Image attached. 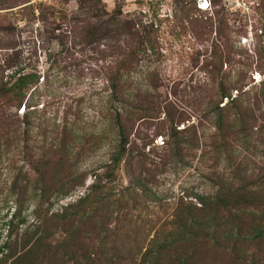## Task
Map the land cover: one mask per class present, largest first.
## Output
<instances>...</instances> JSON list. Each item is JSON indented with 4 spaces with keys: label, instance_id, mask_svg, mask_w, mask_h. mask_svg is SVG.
<instances>
[{
    "label": "rangeland",
    "instance_id": "1",
    "mask_svg": "<svg viewBox=\"0 0 264 264\" xmlns=\"http://www.w3.org/2000/svg\"><path fill=\"white\" fill-rule=\"evenodd\" d=\"M204 5L207 7L200 8ZM117 7L123 17L141 19L154 48L141 53L137 65L124 73L121 81L129 109H150L134 122L130 132V140L144 146L148 163L141 177L146 187L127 197L126 216L120 223L110 224L111 242L116 237L115 244L120 248L124 244L122 264H134L129 263L131 256L140 259L134 239L144 246L152 236L163 239L178 224L182 208H188L186 215L192 205L200 206L197 195H210L232 178L257 181L258 173L264 170V131L261 135L247 131L246 137L226 132L227 150L217 149L213 116L206 114L208 103L216 97L214 80L220 75L226 83L238 82L231 97L242 95L251 106L257 105L256 95L264 79V0H0V63L6 55L17 53L20 65H28L39 74L37 87L28 94L36 104L28 130L20 123L23 105L18 117L4 109L8 119L0 118V243L6 234L4 222L17 210L19 201H23L22 215L28 219L22 228L32 222L36 199L30 164L58 139L63 122L73 126L82 143L93 141L86 140L89 134H103L104 138L95 151L79 153L77 169L87 173L85 185L64 198L52 197L49 213L82 196L94 181L93 173L103 169L100 165L113 151L109 117L120 104L110 97L106 73L115 58L108 54V43L84 45L79 28L82 22L75 19L87 20L92 13L104 11L109 16ZM227 50L232 61L224 62L221 74L215 76L213 54ZM12 71L10 68L8 73ZM165 106L171 112L177 110L176 115L183 112L185 120L177 129H185V137L199 139L198 146L184 150L181 159L168 154ZM78 143L72 142L76 153L78 145L81 147ZM251 173L255 176L250 181ZM15 177L25 191L21 196L19 188H14ZM130 179L122 162L115 180L109 183L112 198L125 193ZM244 210L242 225L249 223V213ZM218 215L226 217L228 212ZM97 231L89 228L84 232L94 236L95 260L106 249L100 246ZM252 241L239 239L242 251L236 252L224 242L197 244L193 249L198 248L203 258L192 264H252L244 257L255 249ZM235 255L239 257L234 259Z\"/></svg>",
    "mask_w": 264,
    "mask_h": 264
},
{
    "label": "trees",
    "instance_id": "2",
    "mask_svg": "<svg viewBox=\"0 0 264 264\" xmlns=\"http://www.w3.org/2000/svg\"><path fill=\"white\" fill-rule=\"evenodd\" d=\"M89 1L100 2V0ZM118 8H115L109 16L104 11L101 14L92 13L87 20L75 19L82 22L79 28L83 32L81 38L84 45L108 43L107 45H110L108 54L115 58L113 66L106 73V80L111 89L110 97L120 104V107L109 117L115 141L113 151L109 159L100 165L103 169L93 173L94 181L86 186L87 189L82 196L62 206L60 211L49 213L53 205V200H50L52 197L64 198L78 187L85 185L87 173L79 172L77 169V164L81 160L79 153H82V150L95 151L104 138L103 134H89L86 140L93 141L82 143V139L78 141V137L76 138L73 126L63 122L60 125L58 139L53 140L43 156L30 164L34 173L31 181L36 199L32 222L22 228L28 221L27 216L22 215L23 201L17 203V210L4 222L6 234L4 241L0 243V264H122L123 262L124 244L121 248L115 244V241L117 242L115 235H113L115 237L113 243L111 242L110 224L122 221L120 218L126 216L127 197L145 186L141 173L148 163L146 153L144 146L130 140V132L134 122L145 117L150 109L146 111V108L141 106L129 109L127 106L129 97H125L122 93L121 81L124 73L137 65L139 55L149 47L154 48L149 31L146 30L141 19L137 21L127 15L123 17L121 8ZM99 10L100 8L97 9ZM112 43L118 45L112 46ZM16 54L6 55L0 63V118L8 119L4 109H10L12 111L10 115L18 117L17 111L23 105L24 114L20 123L25 124L28 130L32 123V114L36 112L34 107L36 104H33L28 94L37 87L39 74L37 70L29 69L28 65H20L21 62ZM230 54L228 50L213 54L215 76L221 74L224 62L232 61ZM10 68H13V71L8 73ZM214 81L216 97L208 103L206 114L213 116L215 134L219 140L216 148L227 150L226 132L246 137L247 131L254 130L253 133L261 135L264 131V79L256 95L255 107L251 106L250 101H245L242 95L231 97V91L237 90V81L226 83L221 75ZM175 111L177 110L171 112L170 108L164 107L167 148L170 158L174 156L181 159L184 157V150L188 151L198 146L199 139L197 136L185 137L186 130L177 129L185 119L181 117L182 111L177 115ZM256 111L259 113L256 114ZM72 142L81 144V147L78 145V153L73 151ZM122 162L131 176L130 183L121 197L112 198L113 187H110L109 183L115 180ZM258 174L257 181H251L255 176V173H251L248 175L250 183L232 178L220 184L210 195H197L200 206L192 205V211L188 210L186 215H184L185 210L188 208H182L179 212L178 224L168 231L163 239L158 235L152 236L146 246L143 242L134 239L136 241L134 249L140 254V261H136L137 259L130 255L129 263L192 264L193 260L203 258L200 253L198 254V248L193 249L197 244L224 242L236 252V250L242 251L239 239H253L255 243L253 241L251 243L255 249L245 254V260L252 264H264V170ZM16 179L17 177L13 182L14 188H19L20 192L17 193L21 196L25 191L23 186L16 183L18 181ZM244 208L249 213V223L242 225ZM197 210L201 211V214ZM221 211L228 212V215L219 216ZM125 226L126 224L121 227ZM96 227H99V231ZM20 228L23 230L20 231ZM89 228L97 231L95 236H101L100 246L106 248L97 260L93 258L96 255V244L92 243L94 236L89 232L84 233ZM245 230L249 233L246 234ZM56 234H60L61 238H56ZM1 235L0 231V239ZM87 238L88 242H86ZM237 257L239 255H235L234 259Z\"/></svg>",
    "mask_w": 264,
    "mask_h": 264
},
{
    "label": "bare ground",
    "instance_id": "3",
    "mask_svg": "<svg viewBox=\"0 0 264 264\" xmlns=\"http://www.w3.org/2000/svg\"><path fill=\"white\" fill-rule=\"evenodd\" d=\"M203 7H205V5L204 6H200V8H203Z\"/></svg>",
    "mask_w": 264,
    "mask_h": 264
},
{
    "label": "clouds",
    "instance_id": "4",
    "mask_svg": "<svg viewBox=\"0 0 264 264\" xmlns=\"http://www.w3.org/2000/svg\"><path fill=\"white\" fill-rule=\"evenodd\" d=\"M205 7H207V5Z\"/></svg>",
    "mask_w": 264,
    "mask_h": 264
}]
</instances>
